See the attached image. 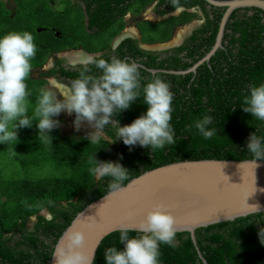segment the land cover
Returning a JSON list of instances; mask_svg holds the SVG:
<instances>
[{
	"label": "trees",
	"instance_id": "1",
	"mask_svg": "<svg viewBox=\"0 0 264 264\" xmlns=\"http://www.w3.org/2000/svg\"><path fill=\"white\" fill-rule=\"evenodd\" d=\"M156 1L0 0V37L12 31H28L37 46L27 80L31 93L29 115L50 77L72 81L79 74L81 66L68 69L66 60L57 55L82 48L90 54H101L97 58L133 59L147 69L160 70L154 74L139 68L141 83L155 78L170 83L174 94L171 125L177 141L152 152L139 145L129 150L117 139L115 125H109L104 130L107 138L97 142L68 136L58 127L49 134L52 143H45L38 137L36 121L32 128L19 129L18 141L0 144V264H50L55 246L73 220L109 193L110 178L96 181L90 171L92 157L119 162L127 168L129 180L124 185L147 171L178 161L252 160L246 142L254 132L264 137V122L241 107L248 86L264 83V11H234L226 25L222 47L211 60L196 71L174 74L172 71H189L212 50L225 9L210 6L205 0H180L179 8L174 10L170 0H158L156 12L163 20L138 24L143 43H166L173 39L176 27L195 20H200V25L173 49L145 51L138 41L127 39L114 51L112 43L125 29L126 16H139ZM180 9L179 15H173ZM51 57H55V67L44 71ZM38 71L40 75L36 77ZM97 71L92 68L93 74ZM147 107L141 96L113 119L119 121L120 127L130 125L146 114ZM205 115L213 117L210 127L217 129V135L207 140L190 128ZM58 117L53 119L63 122ZM261 229L264 212L198 229L196 241L189 232L176 233L175 247L161 245L160 261L264 264ZM111 246L124 250L118 231L102 241L94 264H106L104 250Z\"/></svg>",
	"mask_w": 264,
	"mask_h": 264
},
{
	"label": "clouds",
	"instance_id": "2",
	"mask_svg": "<svg viewBox=\"0 0 264 264\" xmlns=\"http://www.w3.org/2000/svg\"><path fill=\"white\" fill-rule=\"evenodd\" d=\"M170 3L174 10L180 6V0H170ZM157 5L158 0L149 5L141 15L129 13L126 16L125 29L112 43L114 51L127 39L138 41L139 47L145 51L162 52L173 49L184 43L201 23L200 20H195L176 27L173 39L169 42L143 43L138 24L145 21L161 22L163 18L156 12ZM224 9L226 12V8ZM146 12L152 16V19L148 18L149 15H146ZM181 12L180 9L173 15H179ZM145 16L147 18H144ZM136 19L139 21L136 22ZM86 20L88 23V19ZM178 29L179 33L176 36ZM76 52L80 53L76 54ZM36 54L37 46L34 37L28 31H12L0 37V144L8 145L18 141L19 129L32 128L33 121H36L35 125L39 130L38 137L45 143H52L53 137L49 134L61 125V122L53 117L60 116L62 112L73 119L77 131L80 130L83 122H87V125L94 129L88 136V139L93 142H97L102 134L104 138H107L104 130L109 125H115L117 139H121L124 145L129 146V150L139 145L155 152L177 143L171 125L174 94L170 90V83L161 78H155L142 85L139 68L147 69L144 65L130 58L128 59L131 62L119 58H112L110 61L97 58L101 54H90L82 48L67 50L57 55L58 58L63 54L73 58L72 62L76 66L71 67V65L67 68L77 69L81 66L79 74L72 81L63 80L58 76L50 77L48 86L40 91L34 110L29 115L31 93L27 80ZM54 67L55 57H51L44 71ZM93 67L98 70L96 74L92 73ZM147 70L154 74L160 71ZM141 96H143V103L148 106L146 114L135 119L130 125L120 127L119 121L114 120L113 117L128 110L131 104ZM241 108L243 112L251 114L256 120L264 122V83L259 86L254 84L248 86ZM212 124L213 117L205 115L194 121L190 128L194 127L207 140L217 135V129L210 127ZM246 144L254 165L257 161H264V137L257 135V132L251 133ZM90 162L93 164L90 171L96 181H101L105 177L110 178L108 184L110 193L124 191L126 187L124 181L129 180L127 168L119 162L99 161L94 157ZM253 208L258 211V208ZM44 214L48 215L46 212ZM117 231L119 243L124 245V250L118 251L115 246L107 247L104 250L106 264H161V245H167L170 248L176 246V220L163 204H157L148 211L144 219L140 220L135 227L121 226ZM130 233H136V235L132 236ZM262 234L264 229H261L259 233L261 242ZM84 244L83 232L69 234L64 242L55 246L52 255L54 264H94V251L90 255L83 252Z\"/></svg>",
	"mask_w": 264,
	"mask_h": 264
},
{
	"label": "water",
	"instance_id": "3",
	"mask_svg": "<svg viewBox=\"0 0 264 264\" xmlns=\"http://www.w3.org/2000/svg\"><path fill=\"white\" fill-rule=\"evenodd\" d=\"M205 1L226 8L216 43L191 70L173 71L174 74L196 71L199 65L211 60L222 47L226 25L234 11H264V0ZM125 186L123 192H109L78 214L58 243L73 232H83L82 251L89 255L94 251L96 258L107 236L121 226L135 227L157 204L165 205L175 217L177 233L189 232L195 241L198 229L264 212V161L255 165L252 160L176 162L148 171ZM50 264H54L53 258Z\"/></svg>",
	"mask_w": 264,
	"mask_h": 264
},
{
	"label": "rangeland",
	"instance_id": "4",
	"mask_svg": "<svg viewBox=\"0 0 264 264\" xmlns=\"http://www.w3.org/2000/svg\"><path fill=\"white\" fill-rule=\"evenodd\" d=\"M146 15H149V14L147 13ZM144 18H147V17L145 16ZM148 18L152 19V16L149 15ZM135 21L138 22L139 20L136 19ZM178 33H179V29L176 30V33H175L176 36H177ZM79 53L80 52H76V54H79ZM75 57H76V55H75ZM39 75H40L39 71L35 73L36 77H38ZM58 118L62 119V121H63V122H61V125H60L59 128L62 130V132L64 134H66L68 136H74L77 139H82V138H87L88 139L89 133L94 131V129H92L91 127H89L87 125V122H83L82 125H81L80 130L77 131L76 127L74 125L73 119L72 118L70 119L69 115L67 113H63L62 112ZM104 137H105L104 134H102L101 138H104Z\"/></svg>",
	"mask_w": 264,
	"mask_h": 264
},
{
	"label": "flooded vegetation",
	"instance_id": "5",
	"mask_svg": "<svg viewBox=\"0 0 264 264\" xmlns=\"http://www.w3.org/2000/svg\"><path fill=\"white\" fill-rule=\"evenodd\" d=\"M60 58H62V59H65L66 60V66H71V67H73L75 64H73V62H72V60H73V58H71L70 56H68V55H61V57ZM76 66V65H75Z\"/></svg>",
	"mask_w": 264,
	"mask_h": 264
}]
</instances>
